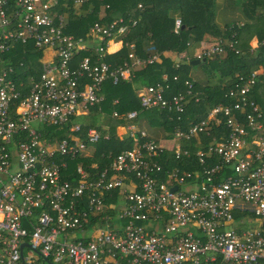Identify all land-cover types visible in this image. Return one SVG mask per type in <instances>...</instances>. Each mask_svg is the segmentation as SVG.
<instances>
[{
  "label": "built area",
  "instance_id": "1",
  "mask_svg": "<svg viewBox=\"0 0 264 264\" xmlns=\"http://www.w3.org/2000/svg\"><path fill=\"white\" fill-rule=\"evenodd\" d=\"M67 1L74 13L86 2L0 0V54L27 43L41 52L37 74L24 81L14 76L22 60L0 63V264H264V123L249 95L254 70L238 74L228 87L231 103L213 105L184 127L174 124L159 140L131 121L136 110L125 111L120 127L131 147L100 169L77 161L74 179L61 176L65 158L87 157L94 142L107 138L104 125L87 126L81 136L71 116L101 101L105 78L112 84L128 80L134 68L157 59L153 51L136 56L127 44L126 59L109 66L101 58L111 34L123 33L134 20H95L85 37L74 36L63 32L65 11H56ZM179 25L174 15L172 31ZM230 37L225 46L236 53ZM221 45L216 39L194 58L217 53ZM77 52L86 53L75 60ZM191 81L184 79V91L166 98V83L141 86L135 97L141 108H163L176 120L193 96ZM219 124L224 135L198 140ZM49 128L66 134L42 136ZM190 139H196L198 168L163 169L165 154L189 155L181 142ZM112 189L116 205L103 201ZM249 217L257 219L255 226Z\"/></svg>",
  "mask_w": 264,
  "mask_h": 264
},
{
  "label": "trees",
  "instance_id": "2",
  "mask_svg": "<svg viewBox=\"0 0 264 264\" xmlns=\"http://www.w3.org/2000/svg\"><path fill=\"white\" fill-rule=\"evenodd\" d=\"M251 12V18L241 21L230 28L226 24L223 28H217L212 20L213 0H86L82 4L79 13H74L68 4L67 8L59 6L56 11H65L64 33L74 36L85 37L87 27L93 21L106 22L117 17L134 20L126 30L120 35V47L111 53H105L102 60L115 66L126 59L127 44H131L133 54L144 57L151 53V47L157 54V59L140 65L132 70L128 80H119L112 84L109 78H105L100 84L102 99L96 105H90L86 114L71 116V120L80 123V135H83L87 126H105L102 132L107 133L106 139H99L93 143V151L87 157L68 159L66 169L62 170L61 176L74 179V165L81 161L83 167H87L90 162L95 163V169H100L106 165L112 155L121 149L130 148L133 142L115 133L116 126H122L124 119L122 113L127 110H136V115L132 122L144 120L151 125L159 127L163 136L171 133L172 126L179 124L181 127L187 123L197 121L205 116L210 107L216 104H229L231 97L226 95L228 87L238 74L246 75L251 71H257L254 83L250 88L249 95L261 115L264 123V0H243ZM141 7H137L136 3ZM176 15L179 17L180 25L176 32L172 31V19ZM232 33L233 47L237 52H233L225 45L231 39ZM204 37H209L214 42L221 40V50L198 59V62L191 65L188 61H177L173 64L172 58L163 51L180 52L186 48L187 43L199 41ZM256 38V44L251 45V40ZM102 44V43H101ZM6 53L0 54V63L7 60H22V66L16 67L15 80H23L26 74L36 75L38 71V59L40 50L33 49L28 43ZM153 51V50H152ZM86 52H77V57ZM199 66L202 72V79L191 81V93L196 96L186 97L184 108L178 114V119H174L175 114H169L165 109L158 107L141 108L135 97V90L141 86L153 85L155 83L167 84L163 89V96L169 97L172 93L184 91V79H190L189 68ZM259 70V72H258ZM164 74L165 80H161ZM175 75V79L171 76ZM111 111H115L118 116L112 117ZM91 116V119H83L81 116ZM169 115L172 120H169ZM101 117V119H99ZM210 135H199L200 142L208 141L212 136L217 138L224 135L226 129L219 124L211 127ZM42 136H63L66 134L65 128L53 130L52 128L42 130ZM181 142V146L189 150L187 157L174 159L170 153L162 155L166 160L162 163L163 169L178 166L185 169H196L198 165L192 155L194 149L193 142ZM214 159L211 158V161ZM163 173L161 172L160 177ZM103 201L107 204L116 205L118 202L117 189L110 191V196H103Z\"/></svg>",
  "mask_w": 264,
  "mask_h": 264
},
{
  "label": "crops",
  "instance_id": "3",
  "mask_svg": "<svg viewBox=\"0 0 264 264\" xmlns=\"http://www.w3.org/2000/svg\"><path fill=\"white\" fill-rule=\"evenodd\" d=\"M251 18V12L243 0H213L212 2V20L214 25L217 28H223L226 24L247 21ZM212 39L209 37L203 38L199 41H191L187 43L186 48L180 52H170L163 51L170 55L172 61H188L194 58L195 53L204 46L212 43ZM256 44V38L251 40V45ZM120 47V40L109 39L107 42V53L114 52ZM154 51V48L151 47V51ZM196 64V63H195ZM194 65V64H191ZM257 72V71H256ZM259 72V70H258ZM190 78L192 80L199 81L202 75L201 69L199 66L189 68ZM198 73V74H197ZM163 75V74H162ZM161 75V76H162ZM203 76V75H202ZM134 123V122H133ZM135 124V123H134ZM137 127H140L145 130L147 135L154 140H158L163 136L162 130L159 127L149 124L144 120H140L135 124Z\"/></svg>",
  "mask_w": 264,
  "mask_h": 264
},
{
  "label": "rangeland",
  "instance_id": "4",
  "mask_svg": "<svg viewBox=\"0 0 264 264\" xmlns=\"http://www.w3.org/2000/svg\"><path fill=\"white\" fill-rule=\"evenodd\" d=\"M120 35H121V33H112L111 34V36H110V38L113 40V39H115V40H117V39H119L120 38ZM204 38H207V37H204ZM198 74V73H197ZM198 77H201V79L203 78L202 77V75L200 74ZM83 119H91V116L89 115V116H81ZM99 119H101V117H99ZM31 126H33V127H35V123L34 122H31ZM122 132H123V129L120 127V126H116V133H117V135H120L121 137H122ZM159 140V139H158ZM180 188L182 189V190H187L188 188L186 187V185L185 184H181L180 185ZM248 221H249V224H252L253 226H255V224H256V222H257V219H255V218H251V217H249L248 218ZM76 235H78L77 233H76Z\"/></svg>",
  "mask_w": 264,
  "mask_h": 264
},
{
  "label": "water",
  "instance_id": "5",
  "mask_svg": "<svg viewBox=\"0 0 264 264\" xmlns=\"http://www.w3.org/2000/svg\"><path fill=\"white\" fill-rule=\"evenodd\" d=\"M197 62H198V59H196V58H193V59L189 60V63H190V64H195V63H197ZM173 188H174L173 185L169 187L170 190H172ZM21 244H22V243H21ZM21 244H20V245H21Z\"/></svg>",
  "mask_w": 264,
  "mask_h": 264
}]
</instances>
